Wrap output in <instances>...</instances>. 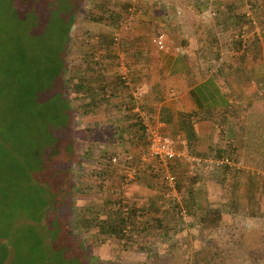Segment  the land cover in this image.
Returning <instances> with one entry per match:
<instances>
[{
  "label": "rangeland",
  "instance_id": "1",
  "mask_svg": "<svg viewBox=\"0 0 264 264\" xmlns=\"http://www.w3.org/2000/svg\"><path fill=\"white\" fill-rule=\"evenodd\" d=\"M206 1H210L209 6L231 5V0H218L217 4L216 0H82L72 13L64 71L65 84H68L64 95L71 105L69 129L72 134V156L67 165L73 183L68 193L71 212L67 220L73 224V233L90 251L88 264H188L194 252L205 246L227 248L234 240L240 242L243 236L248 237L254 231L264 234V147L258 148L257 156H247L256 159L257 168L253 170L243 168L244 164L238 167L237 162L242 156L230 150H217L214 157L213 153L208 156L191 154L201 160L229 157L234 162L204 171L191 160L178 161L175 166L177 182L171 185L154 159L143 158L145 141L134 135L131 127L129 133L127 130L126 135H122L125 127L137 121L132 116L135 115L142 124V116L134 110L138 103L142 110H148L143 108L142 100L136 95L139 81L134 75L135 52L145 50V47L162 50L153 41L161 33L169 45L179 41L181 34H173L172 30L184 18L179 8L198 6ZM16 3L0 0V90H5L0 105L7 106L11 112L17 95L22 94L17 85L23 83L26 90H38L37 97L31 95V99L38 100L40 93V98L47 100L50 92L46 90L47 77L43 70V65L48 68L50 62L44 56L48 41L41 39L43 36H34L36 38L29 42L26 31L29 26L25 24L33 26L51 19L42 15L37 23L33 18L17 23L10 14ZM254 3L257 6H253ZM151 6L163 18L140 30L135 25L136 15L141 12L148 16ZM170 6L177 8L167 14ZM238 6H245V12L243 8L236 11L232 24L242 26L232 31L228 39L234 44L241 40L240 49L245 51L251 47L248 28L257 25L251 26L248 21L264 19V0H240ZM257 11L262 12L257 15ZM243 13L246 18L237 16ZM112 14L118 16L111 19ZM228 16V10L216 8L205 15L208 22L217 21L221 25ZM141 31L143 35H138ZM221 36L228 34L224 31ZM105 37L111 43L106 47L98 43ZM14 48L29 53V59L16 77H7L11 59L20 56ZM54 49L55 55L59 54L58 47ZM245 60L239 61L245 65ZM85 66H89L91 83L75 89L76 83L85 76ZM27 99L25 95L24 101ZM39 110L47 114L42 106ZM51 128L42 129L36 125L30 131L23 125L17 127L20 140L27 142L26 150L17 148L12 152L16 154L20 149L23 155H31L40 150L44 158L51 153V159L55 160L59 138L50 137V133L55 135ZM152 165L154 169H150ZM22 180H14L12 186L19 187ZM43 183L47 185V182ZM20 191L28 196L25 189L19 187ZM118 209L127 216L133 211L136 215L129 218L120 236L106 239L100 235V222L114 216ZM214 216L219 219L217 223L203 221L204 218L212 220ZM46 240L50 241V238ZM0 242L8 244L12 251L8 239L2 238ZM231 259L225 258L226 264H264V241L249 252L237 251ZM211 262L221 264L223 261L218 258ZM211 262L208 264H213Z\"/></svg>",
  "mask_w": 264,
  "mask_h": 264
},
{
  "label": "trees",
  "instance_id": "2",
  "mask_svg": "<svg viewBox=\"0 0 264 264\" xmlns=\"http://www.w3.org/2000/svg\"><path fill=\"white\" fill-rule=\"evenodd\" d=\"M8 1L17 2L14 11L10 12L11 19L17 23L32 18L37 23L42 15L51 19L48 23L33 26L25 24V26H29L26 30L29 42L36 38L34 36H43L41 39L48 41L46 42L47 48L44 49L47 53L46 55L44 53V56L50 62L47 64L48 68L43 65V70L46 71L47 77L46 90L50 92L47 100L41 99L40 93L36 100L38 90L33 88L26 90L22 83L17 85L22 94L17 95L14 110L11 112L7 106L0 105L3 106L0 107V239H8L12 246L11 251L8 244L0 242V264H88L90 251L80 237L73 233V224L67 220L71 212L68 193L73 186L71 170L67 165L72 156V134L69 129L71 105L64 95L68 85L65 84L64 71L66 49L71 39L72 13L80 6L82 0ZM73 6L74 8H72ZM253 6H257V3H254ZM260 12L262 11H257V15ZM117 16L118 14L110 15L111 19ZM237 16L246 18L244 13ZM253 21L255 19L248 21L250 24L252 23L251 26L255 24ZM239 42L242 41L239 40ZM239 42L235 44L237 49L242 47ZM98 43L104 47L111 44L109 40H106V37ZM54 48L59 54L55 55ZM14 52L20 56L11 59L10 72L6 75L7 77H16L26 67V62L29 59V53L25 54L15 48ZM89 66L91 67L90 63ZM89 66L87 68L85 66V76L76 83L75 89L85 88L86 84L91 83V78L88 76ZM4 91V89L0 90L1 99L5 95ZM25 95L29 98L26 101H24ZM31 95H35V97L32 96L31 99ZM40 106L47 114L39 110ZM133 118L137 121L134 125L125 127L124 130H128L129 133L131 127L133 134L145 141L146 144L143 125L135 115L132 116ZM21 125L26 126V129H30V131H33L36 125L42 129L52 127L51 130L55 135L50 133V137L56 138L55 136H57L59 138L56 147V151L59 152L55 160L51 159V153L45 155L44 158L40 150L31 155H23L20 149L26 150L24 147L27 142L20 140L16 130ZM17 148L20 149L14 154L12 150ZM26 175H28L27 179ZM14 180H22L23 183L20 182L19 187L21 190L25 189L29 197L25 192H18V186H12ZM43 182H47V185H44ZM14 197L15 199H12ZM132 215H136L135 211L127 216L123 210H116L114 216L107 217L100 222V235L106 239L120 236L123 227L126 226ZM218 220L216 217L212 220L203 219L204 222L209 223H217ZM47 237L50 238V241L46 240ZM260 241H264V234H261V231H254L248 237L243 236L240 242L234 240L233 244L227 248L221 249L214 247L215 245L205 246V248L194 252L192 260L190 259L188 264H208L211 261H217L218 258L223 261L221 264H226L225 258L232 260L231 258L237 251L249 252ZM10 257V261L7 262ZM211 263L215 264V262Z\"/></svg>",
  "mask_w": 264,
  "mask_h": 264
},
{
  "label": "crops",
  "instance_id": "3",
  "mask_svg": "<svg viewBox=\"0 0 264 264\" xmlns=\"http://www.w3.org/2000/svg\"><path fill=\"white\" fill-rule=\"evenodd\" d=\"M230 4L209 6L206 1L179 8L184 18L172 30L182 38L165 50L145 47L135 52L134 75L143 92V108L175 140L180 152L214 156L217 150H230L242 156L238 167L244 164L243 168L253 170L256 159L247 156H257L258 148L264 147V19H255L257 25L248 28L251 47L237 49L228 37L241 27L232 24V16L243 6H238L240 0ZM176 8L170 6L167 14ZM212 8L228 10L224 24L206 20ZM149 11L148 16L136 15L135 25L140 30L163 18L152 6ZM224 31L227 37L221 36ZM242 59L249 66L239 61Z\"/></svg>",
  "mask_w": 264,
  "mask_h": 264
},
{
  "label": "built area",
  "instance_id": "4",
  "mask_svg": "<svg viewBox=\"0 0 264 264\" xmlns=\"http://www.w3.org/2000/svg\"><path fill=\"white\" fill-rule=\"evenodd\" d=\"M213 14L216 13L214 12ZM244 36L245 35H242V37ZM153 41L160 49L171 48V44H168L167 38L162 33L155 36ZM174 48L179 49L180 47L175 46ZM142 93V90L137 87L136 95L138 99H141ZM134 110L139 112V115L142 116L143 134L147 141L143 158L154 159L157 165H159V171L162 172L169 184L174 185L177 182L178 177L175 172V166L178 161L186 159L191 160L196 162L204 171L208 168H217L220 164H232V162H234V160L229 157H225L222 160H217L212 157L201 160V158L197 156L180 152L175 140L160 128L158 122L154 120L149 112L142 110L139 103ZM114 159H116V157Z\"/></svg>",
  "mask_w": 264,
  "mask_h": 264
}]
</instances>
